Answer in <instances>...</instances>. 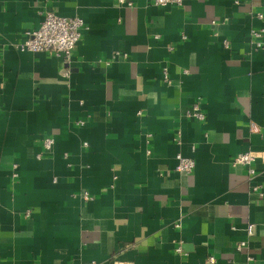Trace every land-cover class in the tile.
Listing matches in <instances>:
<instances>
[{
    "label": "crops",
    "instance_id": "1",
    "mask_svg": "<svg viewBox=\"0 0 264 264\" xmlns=\"http://www.w3.org/2000/svg\"><path fill=\"white\" fill-rule=\"evenodd\" d=\"M46 11L84 22L67 61L17 48ZM253 27L264 0H0V264H264Z\"/></svg>",
    "mask_w": 264,
    "mask_h": 264
},
{
    "label": "built area",
    "instance_id": "2",
    "mask_svg": "<svg viewBox=\"0 0 264 264\" xmlns=\"http://www.w3.org/2000/svg\"><path fill=\"white\" fill-rule=\"evenodd\" d=\"M123 3L124 0H118ZM154 3L161 6L176 5L181 6L183 0H154ZM258 18H262L260 12L255 13ZM84 29V22L79 16H62L52 11H46L43 13V19L40 25L32 30L26 32V37L23 41L17 44V48L21 51L30 52H46L56 56H61L64 60H69L72 52L79 42ZM250 43L255 49L264 52V28L253 27L250 30ZM164 80L168 81L166 71H164ZM196 108V107H195ZM199 119H203L204 115L201 112L194 113ZM53 143L51 137L44 139V147L50 149ZM177 164L176 170L180 172H191L195 166V162L190 157L176 155ZM254 156L250 151H245L237 154L232 161V164H241L248 166L250 175L254 174L252 162ZM256 189V187L254 188ZM82 197L85 200H91L92 196L88 192L83 191ZM247 235L253 233V226L251 224L246 225ZM247 247V240H241L238 242L237 250H242ZM179 250V249H178ZM249 264H253V258L248 256ZM211 262L214 261L213 257H209ZM73 264V263H71ZM83 264H95L94 262H88Z\"/></svg>",
    "mask_w": 264,
    "mask_h": 264
}]
</instances>
